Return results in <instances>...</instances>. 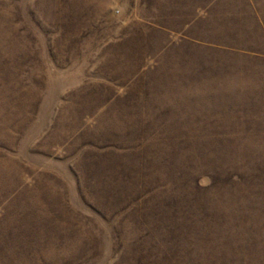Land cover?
Instances as JSON below:
<instances>
[{"label": "rangeland", "instance_id": "1", "mask_svg": "<svg viewBox=\"0 0 264 264\" xmlns=\"http://www.w3.org/2000/svg\"><path fill=\"white\" fill-rule=\"evenodd\" d=\"M0 264H264V0H0Z\"/></svg>", "mask_w": 264, "mask_h": 264}]
</instances>
